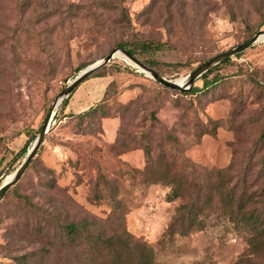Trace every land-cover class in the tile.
Here are the masks:
<instances>
[{
	"label": "rangeland",
	"instance_id": "rangeland-1",
	"mask_svg": "<svg viewBox=\"0 0 264 264\" xmlns=\"http://www.w3.org/2000/svg\"><path fill=\"white\" fill-rule=\"evenodd\" d=\"M71 3L80 8L68 13ZM104 3L121 4L123 10ZM263 20L264 0L0 2V34L6 35L0 39V185L20 166L26 153L19 152L30 149V135L37 136L61 90L79 71L118 49L117 43H166L173 50L156 53L153 70L174 80L264 31L260 25ZM16 28L27 34L15 37ZM198 32L206 33L205 41L198 42ZM95 73L70 93L66 107L61 104L57 108L33 160L0 200V264H15L14 256L26 252L36 257L28 242L36 239L44 243L40 237L32 238L27 229L24 213L28 203L21 196L33 204L61 205L66 202L65 194L86 216H122L125 229L153 250L154 264H235L241 257L249 260L242 264H264L255 255H244L251 233L245 225L235 226L222 218L225 206L216 195L207 208L203 229L176 234L161 243L181 200L167 202L165 186L144 183L141 149L122 152L123 144L139 142L151 112L156 110L162 132L173 133L178 126L173 133L178 140L175 159L188 158L207 170L227 167L232 158L229 144L235 141L228 121L233 110L231 97L242 96L239 120L247 134L259 131L264 122V99L254 95L249 84L251 78H264V41L233 56L218 70V74L231 77L211 89L209 96L214 101L193 98L197 120L203 124L207 119L224 121L214 137L199 140L195 134L201 130L200 124L190 114L187 118L174 102L179 95H163L159 84L129 61L115 57ZM200 85L199 80L194 83ZM107 89L108 98L103 103L107 118H101L98 110L91 117L76 119L81 109L100 103ZM71 105L73 110L68 109ZM254 119L258 122L250 127L248 123ZM245 130L242 139L246 138ZM150 147L152 152L159 150L156 140H150ZM238 151H245V147ZM98 180L103 182L98 187L104 197L95 200ZM51 183L54 188L49 187ZM25 264L40 263L30 257Z\"/></svg>",
	"mask_w": 264,
	"mask_h": 264
},
{
	"label": "trees",
	"instance_id": "trees-1",
	"mask_svg": "<svg viewBox=\"0 0 264 264\" xmlns=\"http://www.w3.org/2000/svg\"><path fill=\"white\" fill-rule=\"evenodd\" d=\"M0 2L6 3L8 0H0ZM102 5L116 11L123 10L121 4L104 3ZM79 8V4L71 3L68 6V13L77 11ZM260 25H264V20ZM22 34L27 33L24 31L20 33V30L16 28L14 36L18 38ZM2 35L4 37L5 34H0V39H3ZM204 35H206L205 32L196 34L199 43L205 41ZM116 47L123 49L152 70L157 65L153 58L156 53L173 50L166 43L148 40H138L132 43L119 42ZM229 60H225L203 74L198 79L201 85L193 86L190 92L171 90L159 85L163 95L170 93L179 95L174 102L182 107L187 118L190 114L195 121H198L201 130L195 134L197 140L202 136L214 137L216 130L223 125L224 121L207 119L203 124L202 121L197 120L193 98L207 99V102L214 101V97L209 96L211 89L226 83L228 77H231L218 74V70ZM249 81L252 93L264 99V78H261V81L251 78ZM108 87H112V84L110 83ZM108 91L109 89L105 91L101 104L90 106L77 114L76 119L83 120L85 117H91L98 110L101 118H107L108 114L103 108V103L108 98ZM68 98L63 101V108L67 106ZM242 103L240 93L231 97L233 110L228 121L235 133V141L229 144L232 158L225 168L207 170L188 158L175 159L177 158L175 150L178 140L173 133L178 131V126H175L173 133L162 132L156 117V110L151 112L149 124L143 131L139 142L132 146L123 144V153L137 149L143 151L145 165L141 173L144 183L165 186L168 189L165 196L167 202L181 200L174 210L167 230L160 239L161 243L176 234L186 235L189 231L203 229L208 217L207 208L212 204L216 195L225 206L222 218L235 226L245 225L251 233L246 240L247 248L244 255H255V258L264 262V122L259 131L247 134L245 124L239 120ZM257 122L258 120L254 119L248 125L255 127ZM206 124L208 126H205ZM151 129H154L156 133ZM243 129L245 139H242ZM34 138L35 136L30 135L32 141ZM150 140H156L159 150L152 152ZM241 147H245V151L239 152L238 148ZM19 153L24 155L25 148ZM101 179L104 178L101 176ZM99 182L102 181L98 180L95 184L96 193L93 196L95 200L104 197L103 190L98 187ZM104 182L109 183L105 179ZM106 186L110 188L112 185L109 183ZM49 187L54 188L52 183ZM9 189L0 197V200L7 195ZM20 199L28 203L26 204L27 211L24 213L27 229L31 232L32 238L34 235L40 237L44 243L36 239L28 242V247H32L31 250L35 249L33 251L37 256H28V252L14 256L15 264H25L30 257L38 260L40 264H57V262L58 264H154L153 250L147 242L135 238L125 229L122 216L114 214L104 218L86 216L84 210L66 194V202H60L61 205L54 204V202L33 204L30 203L28 197L24 196ZM52 259L57 262H52ZM248 261L247 257H241L235 264Z\"/></svg>",
	"mask_w": 264,
	"mask_h": 264
},
{
	"label": "water",
	"instance_id": "water-1",
	"mask_svg": "<svg viewBox=\"0 0 264 264\" xmlns=\"http://www.w3.org/2000/svg\"><path fill=\"white\" fill-rule=\"evenodd\" d=\"M264 36V31L256 32L249 40L242 42L227 51H224L220 54H217L202 64L198 65L196 68L192 70V72L187 76L185 81L182 84H178L175 81H171L169 79L164 78L159 73L155 72L154 70L144 66L139 61H137L134 57L126 53L123 49L118 48L116 50L111 51L108 55L104 56L101 60L96 63H93L83 70L79 71L76 77L67 84L61 92L58 94L57 99L51 105V108L37 134L34 138L30 149L26 152L23 161L21 162L20 166L10 175L9 179H6L0 185V197L12 187L23 175L27 166L31 163L34 156L36 155L37 150L41 146L45 134L48 132L49 124L51 123L55 111L57 108L63 103V101L70 95V93L75 90L88 76L95 73L97 70L101 69L102 67L106 66L113 58H115L118 54L123 57V59L132 63L135 67H137L141 72H143L146 76L150 77L154 82L159 85H162L166 88L171 90H177L180 92H187L191 91L194 83L207 71L211 70L212 68L216 67L217 65L221 64L225 60L232 58L233 56L241 53L242 51L248 49L249 47L253 46L256 42L261 40L260 38Z\"/></svg>",
	"mask_w": 264,
	"mask_h": 264
},
{
	"label": "bare ground",
	"instance_id": "bare-ground-1",
	"mask_svg": "<svg viewBox=\"0 0 264 264\" xmlns=\"http://www.w3.org/2000/svg\"><path fill=\"white\" fill-rule=\"evenodd\" d=\"M261 40H259V41H264V36L263 37H261L260 38ZM117 58H123L121 55H117L116 56ZM189 75V74H188ZM187 75V76H188ZM187 76L186 77H181V78H177V79H174V80H171V81H175V82H177L178 84H182L184 81H185V79L187 78ZM10 178V176L9 177H7L6 179H9ZM5 179V180H6Z\"/></svg>",
	"mask_w": 264,
	"mask_h": 264
},
{
	"label": "crops",
	"instance_id": "crops-1",
	"mask_svg": "<svg viewBox=\"0 0 264 264\" xmlns=\"http://www.w3.org/2000/svg\"><path fill=\"white\" fill-rule=\"evenodd\" d=\"M105 83H103V86L101 87V89H100V92H101V95L99 94V97L101 98L102 97V93H103V91H104V88H105ZM99 98V99H100ZM99 99H97V100H99ZM96 100V101H97ZM89 107V106H88ZM68 109L70 110V109H72L73 110V107H72V105L71 106H68ZM81 111H83L82 109L79 111V112H81ZM79 112H77V113H79Z\"/></svg>",
	"mask_w": 264,
	"mask_h": 264
}]
</instances>
